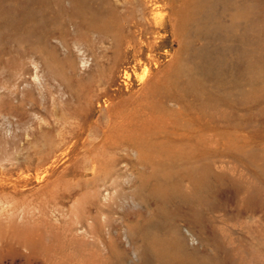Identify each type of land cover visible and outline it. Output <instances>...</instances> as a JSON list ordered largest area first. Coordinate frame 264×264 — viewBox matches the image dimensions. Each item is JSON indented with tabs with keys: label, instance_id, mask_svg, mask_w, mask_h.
<instances>
[{
	"label": "rangeland",
	"instance_id": "1",
	"mask_svg": "<svg viewBox=\"0 0 264 264\" xmlns=\"http://www.w3.org/2000/svg\"><path fill=\"white\" fill-rule=\"evenodd\" d=\"M0 264H264V0H0Z\"/></svg>",
	"mask_w": 264,
	"mask_h": 264
},
{
	"label": "bare ground",
	"instance_id": "2",
	"mask_svg": "<svg viewBox=\"0 0 264 264\" xmlns=\"http://www.w3.org/2000/svg\"><path fill=\"white\" fill-rule=\"evenodd\" d=\"M125 70H126V68H125ZM41 173V172H40ZM38 175H40V174H38Z\"/></svg>",
	"mask_w": 264,
	"mask_h": 264
}]
</instances>
